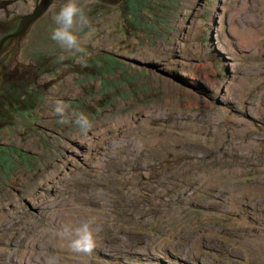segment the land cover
<instances>
[{"label":"rangeland","instance_id":"rangeland-1","mask_svg":"<svg viewBox=\"0 0 264 264\" xmlns=\"http://www.w3.org/2000/svg\"><path fill=\"white\" fill-rule=\"evenodd\" d=\"M4 1L0 39L36 0ZM122 1L101 9L76 0L88 20L74 29L79 52L51 39L53 5L0 59V83L34 77L37 101L0 128V264H71L70 249L65 262L48 255L65 244L52 235L76 227L72 206L97 227L91 264H264L251 241L264 240V0H135L133 12ZM253 25L260 35L242 44ZM14 52L17 70L4 71ZM256 185L229 210L227 193ZM157 238L168 240L160 258Z\"/></svg>","mask_w":264,"mask_h":264},{"label":"bare ground","instance_id":"bare-ground-1","mask_svg":"<svg viewBox=\"0 0 264 264\" xmlns=\"http://www.w3.org/2000/svg\"><path fill=\"white\" fill-rule=\"evenodd\" d=\"M59 1V0H58ZM98 1V0H97ZM223 1V0H222ZM227 1H229V0H226V2ZM56 2V1H55ZM100 2V1H99ZM237 2V1H236ZM245 2V1H244ZM244 2H243V4L242 5H240L239 7L242 9V10H248L247 9V5H245L244 4ZM249 2V1H248ZM60 5H62L63 3L62 2H58ZM104 4V5H103ZM102 4V2H101V4H100V6H107V5H109V4H105V3H103ZM219 4H220V6H219ZM234 4H237V3H234ZM216 9H217V7H220V10H221V6L223 5V2H221L220 1V3L219 2H217L216 4ZM214 5V6H215ZM223 9V8H222ZM225 9H226V7H225ZM215 10V9H214ZM223 13L222 14V16H224V11L222 10V11H219V13ZM215 14V13H214ZM218 14V13H217ZM220 16V15H219ZM221 17V16H220ZM216 18H217V16L216 15H214V20H213V22H214V24H215V20H216ZM255 18V20H256V22H254V23H257L259 20L256 18V17H254ZM200 19H202V18H200ZM212 19V18H211ZM218 19V18H217ZM220 19V25L222 26V20L223 19H221V18H219ZM227 20L229 21L230 19H229V12H228V18H227ZM239 21V23H242V21H241V19L240 18H238V16L233 20V22H235V21ZM246 20V19H245ZM232 21V20H231ZM212 22V23H213ZM248 22V21H247ZM250 23V22H249ZM212 25V24H211ZM256 25V24H255ZM192 26V25H191ZM259 26V25H258ZM257 26V27H258ZM214 27H215V25H214ZM218 27H219V25H218ZM221 28V27H220ZM256 28V27H255ZM255 28H254V25H253V27H251V28H248V30H242V34L244 35V37H237V39H241L242 40V44H244V43H249V42H251L252 40H253V34L254 33H256L257 35H260V33L258 34V32H255L256 30H255ZM211 29V28H210ZM216 29V28H215ZM29 30H31V27H30V29ZM219 30V29H218ZM232 30V29H231ZM233 31V30H232ZM25 32H28V31H25ZM24 32V33H25ZM193 32H194V30H193ZM23 33V34H24ZM228 33H229V29H228ZM22 34V35H23ZM218 34V33H217ZM219 34H220V32H219ZM21 35V36H22ZM262 35V34H261ZM20 36V37H21ZM256 36V35H255ZM214 37H215V35H214ZM257 37V36H256ZM15 38H17V37H15ZM12 39H14V38H12ZM220 39V38H219ZM254 39H256V38H254ZM258 39V38H257ZM215 41V40H214ZM254 41V40H253ZM215 43V42H214ZM181 44V43H180ZM218 44V43H217ZM3 45V44H2ZM178 45V44H177ZM246 45V44H245ZM251 45H252V43H251ZM181 46V45H180ZM247 46V45H246ZM250 46V45H249ZM2 47V46H1ZM0 47V48H1ZM199 47V46H198ZM220 48V47H219ZM246 48V47H245ZM222 49H223V47H222ZM247 49V48H246ZM250 49H251V47H250ZM198 50V49H197ZM224 50V49H223ZM222 50V51H223ZM249 49H247V51H248ZM250 52V51H249ZM173 54V53H172ZM253 54V53H252ZM134 63V62H133ZM173 63H175V62H173ZM180 66V65H179ZM142 67V66H141ZM253 68H251V70H252ZM204 71V70H203ZM247 71H250L248 68H247ZM201 73V72H200ZM203 73V72H202ZM205 73V72H204ZM204 75V74H203ZM202 78H204V77H202ZM201 79V78H200ZM205 79V78H204ZM203 79V80H204ZM209 79H211V78H209ZM208 79V80H209ZM207 80V81H208ZM246 80V79H245ZM250 80V79H249ZM205 81V80H204ZM211 81V80H210ZM213 81V80H212ZM247 83V82H246ZM209 84V83H208ZM249 84V83H248ZM246 85V84H245ZM229 85L228 86H223V88L225 89L226 88V90H229ZM221 90V89H220ZM223 90V89H222ZM215 91V90H214ZM226 92V91H225ZM218 93V92H217ZM226 94V93H225ZM228 94V93H227ZM221 96V95H220ZM227 96V95H226ZM226 98V97H225ZM222 99H223V96H222ZM226 100H230L229 99V96L226 98ZM231 101V100H230ZM163 108H165V107H163ZM223 114V113H222ZM150 115V114H149ZM130 118V117H129ZM180 118V117H179ZM212 119V118H211ZM227 119V118H226ZM116 120V119H115ZM118 120V119H117ZM213 120V119H212ZM218 120V119H217ZM222 120V119H221ZM223 120H224V118H223ZM126 121V120H125ZM137 121V120H136ZM196 121V120H195ZM227 121V120H226ZM229 121V120H228ZM122 123V122H121ZM130 123V122H129ZM143 123V122H142ZM147 123V122H146ZM206 123V122H205ZM110 124V123H109ZM111 124H113V123H111ZM145 124V123H144ZM199 124V123H198ZM211 124V123H210ZM122 125V124H121ZM126 125H128V124H126ZM118 126V125H117ZM125 126V125H124ZM132 126V125H131ZM181 126V125H180ZM121 127V126H120ZM144 127V126H143ZM178 127V126H177ZM215 127V126H214ZM216 127L218 128V126L216 125ZM215 127V128H216ZM124 128V127H123ZM136 128V127H135ZM139 128V127H138ZM182 128V127H181ZM209 128V127H208ZM248 128V127H247ZM134 129V128H133ZM140 129V128H139ZM200 129V128H199ZM198 129V130H199ZM211 129V128H210ZM141 130V129H140ZM181 130V129H180ZM208 130V129H207ZM214 130V129H213ZM218 130V129H217ZM128 131V130H127ZM188 132V131H187ZM210 132V131H209ZM127 133V132H126ZM192 133V132H191ZM212 133V132H211ZM215 133H216V131H215ZM100 136H101V134H100ZM220 137V136H219ZM99 138V137H98ZM149 138V137H148ZM143 139V138H142ZM72 140V139H71ZM141 140V139H140ZM66 141V140H65ZM148 142L147 143H149V140H147ZM155 141H157V139L155 140ZM217 141V140H216ZM97 142V141H96ZM144 142V141H143ZM150 142H152V141H150ZM91 143V142H90ZM141 143V142H140ZM153 143V142H152ZM106 144V143H105ZM109 145V144H108ZM212 145H213V143H212ZM99 146V145H98ZM92 147V146H91ZM104 147V146H103ZM102 147V148H103ZM106 147V146H105ZM161 147V146H160ZM167 147V146H166ZM97 148V147H96ZM162 148V147H161ZM87 149H89V145L87 146ZM95 149V148H94ZM155 149V148H154ZM165 149V148H164ZM169 149V148H168ZM167 149V150H168ZM138 150V149H137ZM173 150H174V148H173ZM97 151H98V149H97ZM132 151V150H131ZM138 152V151H137ZM150 152V151H149ZM152 152V151H151ZM156 152V151H155ZM159 152V151H158ZM171 152V151H170ZM177 152V151H176ZM176 152H175V155H176ZM109 153V152H108ZM139 153V152H138ZM166 153V152H165ZM164 152H163V154H165ZM181 153V152H180ZM149 154V153H148ZM151 154V153H150ZM153 154V153H152ZM151 154V155H152ZM158 154V153H157ZM157 154H155V155H157ZM167 154V153H166ZM179 154V153H178ZM182 154V153H181ZM146 155V154H145ZM161 155V154H160ZM180 155V154H179ZM93 156V155H92ZM163 156V155H162ZM164 156H166V155H164ZM173 156V155H172ZM177 156V155H176ZM181 156V155H180ZM98 157V156H97ZM147 157V156H146ZM150 157H152V156H150ZM174 157V156H173ZM178 157V156H177ZM90 158V157H89ZM157 158V157H156ZM159 158V157H158ZM160 158H161V156H160ZM176 158V157H175ZM153 159V158H152ZM177 159H179V158H177ZM150 160V159H149ZM148 160V161H149ZM156 160V159H155ZM162 160V159H161ZM171 161V160H170ZM155 162V161H154ZM153 162V163H154ZM102 163V162H101ZM162 164H163V161L161 162ZM164 163H166V162H164ZM170 163V162H169ZM97 164V163H96ZM132 164V163H131ZM150 164H151V162H150ZM182 164V163H181ZM184 164V163H183ZM153 166V165H152ZM97 167V166H96ZM101 167V166H100ZM150 167V166H149ZM173 167V166H172ZM142 168H144V167H142ZM153 168V167H152ZM169 168H171V167H169ZM174 168H175V166H174ZM181 168V167H180ZM145 169V168H144ZM147 169V168H146ZM187 169V168H186ZM149 170V169H148ZM164 170V169H163ZM172 170V169H171ZM138 171V170H137ZM150 171V170H149ZM174 171V170H173ZM226 171V170H225ZM229 171V170H228ZM240 171V170H239ZM142 172V171H141ZM159 172V171H158ZM169 172V171H168ZM177 172V171H176ZM183 172V171H182ZM185 172V171H184ZM187 172H188V170H187ZM236 172V171H235ZM74 173V172H73ZM178 173V172H177ZM206 173V172H205ZM240 173V172H239ZM157 174V173H156ZM163 174V173H162ZM197 174V173H196ZM222 174V173H221ZM143 175H145V174H143ZM147 175V174H146ZM166 175V174H165ZM170 175V174H169ZM182 175V174H181ZM194 175V174H193ZM197 175H199V174H197ZM203 175V174H202ZM220 175V174H219ZM150 176V175H149ZM168 176V175H167ZM180 176V175H179ZM184 176V175H183ZM188 176V175H187ZM192 175H190V177H191ZM200 176V175H199ZM152 177V176H151ZM154 177V176H153ZM185 177V176H184ZM148 178V177H147ZM221 179H222V177H220ZM229 178V177H228ZM168 179V178H167ZM181 179V178H180ZM185 179V178H184ZM207 179H212V180H214V178H213V176H209V177H207ZM125 180H129V179H126L125 178ZM166 180V179H165ZM175 180V179H174ZM205 181V180H204ZM185 182H186V180H185ZM209 182V181H208ZM127 183V182H126ZM125 183V184H126ZM151 183V182H150ZM210 183V182H209ZM220 183V182H219ZM136 184V183H135ZM153 184V183H152ZM176 184V183H175ZM174 184V185H175ZM216 184V183H215ZM132 185V184H131ZM200 185V184H199ZM217 185V184H216ZM146 186H147V184H146ZM145 186V187H146ZM207 186H208V184H207ZM211 186V185H210ZM153 188V187H152ZM252 189H257L258 191L260 190L259 189V187H257V185H256V187L254 186V187H246V188H244V187H240V189L239 190H237V191H234V192H231V193H227L226 195H225V198L228 200V207H229V210H233V209H237L238 207H239V205L242 203V198H243V196H244V194L246 193V192H250V190H252ZM256 192V191H255ZM100 193V192H99ZM141 195V194H140ZM256 195V194H255ZM264 195V194H263ZM106 196V195H105ZM220 196V195H219ZM82 197V196H81ZM102 197V196H101ZM139 197V196H138ZM245 197V196H244ZM247 198V197H246ZM103 200H105L106 202L108 201V199L105 197H103ZM78 201H80V200H78ZM77 201V202H78ZM93 201V200H92ZM90 202V201H89ZM244 202V201H243ZM73 203V202H72ZM84 204H88L87 202H83ZM83 203H79L78 202V205H82ZM108 203V202H107ZM65 205V204H64ZM63 205V206H64ZM94 206V205H93ZM96 206V205H95ZM257 206H259V205H257ZM257 206H255V208L257 207ZM85 207V206H84ZM83 208V207H82ZM260 208H262V207H260ZM262 209H264V208H262ZM94 210V209H93ZM84 211H80V210H74V208H73V206L71 207V208H69L68 209V211L65 213V214H67V218L70 220L69 222L71 223V224H73V225H76V226H79V225H81V224H83V223H89L90 224V226H91V229H92V231H93V233H94V236H97V227H96V224H94L93 222H91L90 220H89V217L87 218V219H81V217L83 216V213ZM229 212V211H228ZM227 213V212H226ZM65 214H60V218H61V216H65ZM249 214V213H248ZM251 214V213H250ZM255 214V213H254ZM73 215V216H72ZM86 215H90V216H92L93 215V217L95 216V218L97 219H101L102 218V216L103 215H100L99 214V212H95V214L93 213V211H91V212H87L86 213ZM98 215V216H97ZM256 215H258V214H256ZM260 215V214H259ZM250 216V215H249ZM238 217V216H237ZM262 217H263V215H262ZM240 218H241V221H240V224H244V223H246L247 222V220H246V216H243V215H241L240 216ZM253 218V217H252ZM255 218V217H254ZM63 218H61V220H62ZM257 219V218H256ZM264 220V219H263ZM63 221V220H62ZM62 221H60V222H62ZM147 221V220H146ZM54 222V221H53ZM237 222V221H236ZM257 222V221H256ZM56 223H57V221H56ZM55 223V224H56ZM258 223V222H257ZM261 223V222H260ZM236 224V223H235ZM262 224V223H261ZM59 226V225H58ZM251 226V225H250ZM75 227V226H74ZM237 228V227H236ZM244 228H246V227H244ZM60 229V228H59ZM113 230H114V228H112ZM210 232H211V230H209ZM206 232V231H205ZM215 232V231H214ZM175 233V232H174ZM193 233H194V231H193ZM169 234V233H168ZM71 235V233L69 234L68 233V235H67V233H63V235H60V234H57V233H55V235H52V237H51V239H54V238H57V239H59L60 241H64L65 242V244H64V246H62V245H60V244H57V243H53V245H54V247H55V249H56V251L58 252V253H60L59 255H56V256H51L50 254L48 255V257H49V260H50V262H53L54 260H55V262L54 263H58V262H65V260H63V258H62V256H61V253H63V252H65L67 249H69L68 248V243H69V236ZM181 236V235H180ZM188 236H189V234H188ZM241 236V235H240ZM153 237V236H152ZM154 238V237H153ZM236 238V237H235ZM242 238V237H241ZM158 239V238H157ZM164 240H165V238H164ZM177 240V239H176ZM244 240V239H243ZM261 238H259L258 236H256V235H252V237H251V241H252V243H253V246H256L257 247V250H256V252L255 253H258L259 255H264V240H262ZM110 241V240H109ZM154 241V240H153ZM167 239H166V241H163V240H157L156 242H157V245H153L152 243H151V247H152V249L154 250V251H157L158 250V255H155L156 256V258H160L162 255H166V251H165V249H164V246H165V244L167 243ZM243 242V241H242ZM249 243V242H248ZM247 244V243H246ZM109 246V245H108ZM133 248H136V246H133ZM240 248V247H239ZM152 249H151V251H152ZM254 249V248H253ZM143 252H144V254H150V252L151 251H149V249H147V248H144V249H141ZM251 250V249H250ZM146 251V252H145ZM245 251V250H244ZM255 251V250H254ZM250 252V251H249ZM136 253V252H135ZM73 254V253H72ZM77 255H75V258H74V260L72 261V263L71 264H91V261H90V259H89V254H85V253H76ZM143 254V255H144ZM152 254V253H151ZM79 255V256H78ZM139 255H140V253H139ZM142 255V254H141ZM164 257V256H163ZM167 257H168V253H167ZM173 257H175V256H173ZM148 258H150V259H153V258H151V257H148ZM165 258V257H164ZM140 260H141V258H140ZM158 260V259H157ZM47 261V260H46ZM166 261V260H165ZM181 261H183V260H181ZM137 262V261H136ZM198 262V261H197ZM49 264V263H48ZM68 264V263H67ZM104 264H106V263H104Z\"/></svg>","mask_w":264,"mask_h":264},{"label":"clouds","instance_id":"clouds-1","mask_svg":"<svg viewBox=\"0 0 264 264\" xmlns=\"http://www.w3.org/2000/svg\"><path fill=\"white\" fill-rule=\"evenodd\" d=\"M52 19L54 27L51 29V39L69 51H81L80 40L74 29L77 26L83 29L88 20L84 9L77 5L76 0H67ZM55 112L63 115V109L59 106L55 108ZM75 123L85 132L90 127V122L82 115L77 117ZM67 232L68 229H65V233ZM95 246V236L89 223L71 229L68 247L72 252L90 254Z\"/></svg>","mask_w":264,"mask_h":264},{"label":"trees","instance_id":"trees-1","mask_svg":"<svg viewBox=\"0 0 264 264\" xmlns=\"http://www.w3.org/2000/svg\"><path fill=\"white\" fill-rule=\"evenodd\" d=\"M134 1L135 0H123L120 3V6L122 8L127 9L128 12L130 11L133 12ZM8 3L9 1H4V0L0 1V5H5ZM92 4L99 8L98 4H101V2L97 0H93ZM53 5H57L58 7H61L57 1L54 2ZM9 22L10 23L7 26L3 27L2 30H4V32H8L11 26L15 24L14 21L12 22L9 21ZM0 28H2V26H0ZM47 70H43L42 72ZM4 79L5 81H7L6 84L0 83L1 84L0 85V128L2 129L4 125H8V124L10 125L11 120H14L15 111L19 109L29 110L31 107H34L35 104H37V101H35L34 99V97L36 96V92L34 90L35 89L34 82H33L34 77L33 78L31 77L22 83L20 82L21 79H15V77L12 75H7L6 78Z\"/></svg>","mask_w":264,"mask_h":264},{"label":"water","instance_id":"water-1","mask_svg":"<svg viewBox=\"0 0 264 264\" xmlns=\"http://www.w3.org/2000/svg\"><path fill=\"white\" fill-rule=\"evenodd\" d=\"M66 2V0H36L34 3V7L31 12L25 14L22 16L20 21L18 22L16 30L11 33L7 34L4 37L0 39V47L4 43V41L7 38H15V37H20L25 31L30 29V27L33 25L35 21H37L43 14L48 12L50 10V7L54 4V2ZM102 3L109 4V5H114L116 4L119 0H98Z\"/></svg>","mask_w":264,"mask_h":264},{"label":"flooded vegetation","instance_id":"flooded-vegetation-1","mask_svg":"<svg viewBox=\"0 0 264 264\" xmlns=\"http://www.w3.org/2000/svg\"><path fill=\"white\" fill-rule=\"evenodd\" d=\"M60 5V4H59ZM106 6V5H105ZM105 6H101V9H103ZM30 32V31H29ZM5 33H7V32H5ZM27 32H25L24 34H26ZM23 34V35H24ZM22 35V36H23ZM22 36L21 37H17V38H14V39H12V38H9V39H7L4 43H3V45H2V47L0 48V59L2 58V60H3V55L5 56L8 52H11V51H13V48H14V46H20V40H21V38H22ZM8 43V44H7ZM7 44V45H6ZM6 45V46H5ZM5 46V47H4ZM19 54V53H18ZM18 54H16V56H15V52H14V56H15V60L13 61V58L12 59H8V61L6 62L7 63V68L6 69H4V71H6L8 68H10V67H13L12 65L14 64L15 66L13 67L14 69H13V71H15V70H17V66H18V63H19V60L17 59V57H18ZM1 60V61H2ZM0 61V62H1ZM13 61V62H12ZM6 67V66H5ZM4 67V68H5ZM7 76V75H6ZM6 76L4 77V78H6ZM1 80H3V77H2V79ZM1 85V84H0Z\"/></svg>","mask_w":264,"mask_h":264}]
</instances>
